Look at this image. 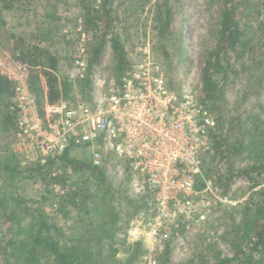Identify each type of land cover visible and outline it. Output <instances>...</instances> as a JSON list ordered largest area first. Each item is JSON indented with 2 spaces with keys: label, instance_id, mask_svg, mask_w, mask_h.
<instances>
[{
  "label": "trees",
  "instance_id": "obj_1",
  "mask_svg": "<svg viewBox=\"0 0 264 264\" xmlns=\"http://www.w3.org/2000/svg\"><path fill=\"white\" fill-rule=\"evenodd\" d=\"M134 1L143 9L150 2ZM213 2H219L221 10L210 29L212 46L202 52L199 99L216 120L217 132L210 136L212 153L204 157L202 169L205 177L227 197L235 177L233 160L246 152L248 138L251 139L249 143L253 139V158L257 162L264 160V130H258L259 126L248 129L245 121H238L231 128L232 141L227 142L223 134L228 118L223 108L225 87L240 71H247L248 62L256 67L254 70L258 71L257 77L261 78L264 68V0ZM72 3L83 13L86 30L90 31L89 42L86 44L87 74L75 83L69 82L67 75L65 78L57 75L60 57L56 52L40 46L53 37L52 22L59 4ZM37 6L43 8L46 18L35 28L38 32H29L28 40L8 30L7 35L13 40L11 51L14 55L18 52L16 59L30 70L28 85L30 92L35 94L41 117L44 116L45 103L54 104L65 99L76 101L77 96L83 101L90 100L91 68L107 44L112 50L111 63L117 80L129 69L132 59L120 35L115 32L120 22L119 12L111 6L109 0H102L99 4H96V0H0V26L4 25L3 14L7 12L13 14V17L20 14L22 18L17 19L24 21L20 25H28L27 14L31 7ZM151 7L148 13L151 15L155 38L164 42L162 53L169 60L171 55L166 50L167 43L175 40L171 32L169 0H156ZM252 19L259 20L255 28L252 27ZM47 25L49 30L43 27ZM57 43L60 44L59 41ZM259 45L262 52L255 56V47ZM13 96V82L0 74L2 264H134L143 252L141 244L128 245L127 248L132 249L131 254L119 260L116 258L118 251L114 247L113 238L124 227L118 225L119 221L124 216L132 217L141 205L130 200L126 192L122 196L120 191L115 190L105 170L93 166L90 154H86L85 149L70 146L63 154L47 158L43 163L41 160L23 163L13 148L17 131L16 112L10 110L14 103ZM255 120L259 125V120ZM72 151H76L78 156L83 153V159L73 157ZM223 160L232 162L224 173H219L214 164ZM53 169L64 173L54 174ZM259 169H264V162L256 165L253 170ZM54 183L62 186L63 190L56 192L52 188ZM198 187L201 188L202 184L199 183ZM252 194L243 204L231 208L224 205L214 211V220L219 219L218 215L226 213V210L240 215L231 236L226 238L232 256L218 258L214 264H264V186L255 189ZM47 205H56L57 213L65 218L73 214L76 228L72 236H65L63 228L47 213ZM128 206L133 207L132 213L125 210ZM209 221L210 218L208 224Z\"/></svg>",
  "mask_w": 264,
  "mask_h": 264
},
{
  "label": "built area",
  "instance_id": "obj_2",
  "mask_svg": "<svg viewBox=\"0 0 264 264\" xmlns=\"http://www.w3.org/2000/svg\"><path fill=\"white\" fill-rule=\"evenodd\" d=\"M86 51L83 44L69 81L86 77ZM3 66L0 74L13 82L16 136L34 146L43 162L70 146L85 149L93 166L103 168L115 187L126 186L127 197L141 205L119 223L141 244L140 264H156L159 252L184 246L217 208L236 204L203 174L216 120L198 92L170 87L149 50H140L118 80L93 85L88 102L45 103L43 117L28 86V66L18 62L7 72Z\"/></svg>",
  "mask_w": 264,
  "mask_h": 264
},
{
  "label": "rangeland",
  "instance_id": "obj_3",
  "mask_svg": "<svg viewBox=\"0 0 264 264\" xmlns=\"http://www.w3.org/2000/svg\"><path fill=\"white\" fill-rule=\"evenodd\" d=\"M100 1L102 0H96V4H99ZM109 1L111 6L119 12L120 22L117 23L115 32L123 40L128 56L132 60L138 59L140 50H149L161 65L164 76L173 89L180 90L182 86H189L193 91L200 93L203 67L202 52L205 48L212 46L213 39L211 38L210 29L218 19V14L221 10L219 2H213V0H169L171 32L175 40L167 43L166 50L171 55L168 60L162 53L164 42H160V40L155 38L150 19L151 15L148 13V10L152 9L151 5L156 0H150L144 9L139 7V4L134 0ZM49 6L51 7V5ZM47 10H50V8ZM43 12V8L39 6L36 8L31 7L27 14L28 25L26 23L20 25L21 22H24L17 19L22 18L20 14H15V17L9 12L3 14L4 25L0 26V62L5 65L2 68L4 71L12 70L16 63L21 62L15 57L18 52H15L16 55H14V52L11 51L13 40L8 37L7 30L16 36L28 40L30 37L29 32H38L35 28L41 21L46 20ZM258 21L252 19V27L255 28ZM43 27H46L45 30L50 29L48 25ZM52 28V39L40 46L57 53L60 60L56 73L61 78H65L69 71L72 70L74 60L79 56L82 45L86 46L87 42H89L90 31L86 30L83 13L77 8L75 3L70 5L59 4L55 19L52 22ZM57 41H59V45ZM255 52V56H259V53L262 52L260 45L255 47ZM111 59L112 50L110 45L107 44L98 61L91 68L89 99H91L93 85L101 82L109 85L110 82L117 80ZM252 65L248 62L247 66L250 68L247 67V71H240L224 90L223 108L227 111L228 118L224 125L223 134L226 136L227 142L232 141L231 128L238 121H245L248 129H255L259 126L258 130H264V68L260 75L261 78H259L257 77L258 71L254 70L256 67H252ZM14 75H18V72H14ZM69 82L75 83L76 80ZM32 95L35 96L33 93ZM70 102L73 103L75 101ZM255 119L259 120V125ZM229 125L231 127L228 128ZM249 140L251 139H247L246 152L237 160H233L235 177L227 197L232 202H236L235 206L247 202L255 189L264 186V169L253 170L256 165L262 164L264 160L257 162L253 158V144H251L253 139L251 143H249ZM13 148L23 163L36 160L43 162L44 160L39 155L31 159L32 154L37 155L34 146L17 136L15 141L13 140ZM71 154L77 159H83V153L78 156L76 151L75 153L72 151ZM230 162L232 161L215 162L214 167L219 173H224ZM57 172L61 171L53 169L54 174ZM70 176L73 178V175ZM109 180L113 183L112 177H109ZM66 183L68 182L66 181ZM112 187L120 191L122 196H125L126 186L115 187L113 185ZM52 188L56 192L63 190L58 183L52 184ZM122 204H124L123 201ZM228 206H230L229 208L234 207V205ZM125 210L132 213L133 207L128 206ZM46 211L54 219L55 223L63 228L65 236L73 235L76 228L73 214H69L66 218L63 217L60 213H57L56 205H47ZM215 214H212L210 223L208 224L207 222L202 230L184 239V246L173 249L166 248L168 250L165 249L159 252L156 264H214L218 258L231 257L233 252L226 238L231 236L234 226L239 222L240 215L226 210V213L218 215L219 219L214 220ZM123 218L126 219L127 217L124 216ZM130 218H127L126 221ZM124 219L120 220L119 223L124 221ZM125 229L122 227L113 238L114 247L118 251L116 258L119 260H123L128 254H131L132 249L127 247L135 244L131 238L126 236ZM144 255V251L140 253L134 264H140ZM165 260H167V263H165ZM2 262L3 259L0 254V264Z\"/></svg>",
  "mask_w": 264,
  "mask_h": 264
},
{
  "label": "crops",
  "instance_id": "obj_4",
  "mask_svg": "<svg viewBox=\"0 0 264 264\" xmlns=\"http://www.w3.org/2000/svg\"><path fill=\"white\" fill-rule=\"evenodd\" d=\"M87 153H89V152L86 151V154H87ZM35 156H36L35 154H32L31 159L35 158Z\"/></svg>",
  "mask_w": 264,
  "mask_h": 264
}]
</instances>
